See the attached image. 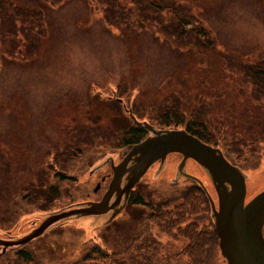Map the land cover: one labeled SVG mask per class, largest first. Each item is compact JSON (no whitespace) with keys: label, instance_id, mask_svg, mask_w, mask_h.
Returning <instances> with one entry per match:
<instances>
[{"label":"rangeland","instance_id":"374dc122","mask_svg":"<svg viewBox=\"0 0 264 264\" xmlns=\"http://www.w3.org/2000/svg\"><path fill=\"white\" fill-rule=\"evenodd\" d=\"M263 70L264 0H0V239L102 201L112 163L129 152L113 150L133 124L125 105L160 129L201 123L208 145L228 140L246 158L261 155L245 171L249 202L264 192ZM101 146L100 159L74 163ZM191 182L217 204L203 167L169 153L126 204L59 221L0 264H14L23 247L36 260L28 264H188L178 257L187 243L147 226L150 209L132 200L174 197Z\"/></svg>","mask_w":264,"mask_h":264},{"label":"water","instance_id":"95a60500","mask_svg":"<svg viewBox=\"0 0 264 264\" xmlns=\"http://www.w3.org/2000/svg\"><path fill=\"white\" fill-rule=\"evenodd\" d=\"M131 118L139 128H145L154 136L132 147L118 165L112 163L113 179L101 202L87 203L85 206L49 216L31 234L15 241L0 239L2 252L10 247L22 246L41 236L53 224L70 217L100 216L112 211L115 204L110 201L115 194L126 193L125 203L131 188L137 184L148 168L155 162L165 161L172 152L181 153L184 161L191 158L209 174L218 195V209L208 194L213 211V219L219 236V249L227 264H264V192L249 203L246 199V180L243 173L232 166L221 150L206 145L186 131L157 132L147 123H140L132 113ZM133 161V165L128 164ZM128 184L121 187L126 173ZM202 186L203 184L199 182ZM100 189V184L95 192ZM120 211V210H118ZM118 211L112 214L116 216ZM111 218V219H112Z\"/></svg>","mask_w":264,"mask_h":264},{"label":"trees","instance_id":"16d2710c","mask_svg":"<svg viewBox=\"0 0 264 264\" xmlns=\"http://www.w3.org/2000/svg\"><path fill=\"white\" fill-rule=\"evenodd\" d=\"M260 74H264V70L256 72V75L260 76ZM166 121L165 125H172ZM180 122H184V120ZM195 123H186L184 126L189 133L197 136L202 141H210L209 137L204 133L206 128L203 127V124ZM200 127L205 130L199 129ZM146 133V130L131 124L127 133L122 136L121 146L114 147L113 150L119 149V152L121 149L123 151L130 150L135 144L140 143L145 138ZM219 145L222 147L224 156L243 171H246L247 167L253 170L258 168L261 155L255 154L246 158L238 153L234 144H231L228 140H223L221 143L216 142L215 146L219 147ZM102 147H96V150H90L80 155L76 154V157H73L74 163L78 160L81 164H87L91 159H100L107 152V148ZM62 178L64 179L63 176ZM65 179L69 181L72 178L66 177ZM133 204L144 205L150 209L151 212L144 219L147 221V226H149L150 222H153L163 234L174 240L181 239L187 243L183 251L178 253V257H186L188 264H220L222 256L219 249V237L212 219L211 203L207 193L199 184L191 182V184L181 188L178 195L174 197L167 195L157 202L145 203L144 199L139 196L132 200ZM136 211L139 212L138 209ZM145 232L148 231L146 230ZM93 251L103 257L107 256V253L99 247L95 246ZM13 252L17 258L14 264H21V261L27 264L28 262L36 261L32 251L26 247L19 248ZM89 257L88 252L78 262L84 263ZM36 264H40V261H37Z\"/></svg>","mask_w":264,"mask_h":264},{"label":"flooded vegetation","instance_id":"af4514ba","mask_svg":"<svg viewBox=\"0 0 264 264\" xmlns=\"http://www.w3.org/2000/svg\"><path fill=\"white\" fill-rule=\"evenodd\" d=\"M152 125H154V124H152ZM157 129H160L161 127H158V126H156V125H154ZM161 130H165L164 128L163 129H161ZM172 131V130H171ZM147 136H149V134H146ZM134 163L133 162H131L130 164H129V167H131L132 165H133ZM130 176V178H129V180L132 178V175L130 174V172L129 173H127L125 176H124V179H123V186H125V185H127L128 184V182L129 181H127V178ZM133 191H134V187L131 189V191H130V195H129V200H130V198L132 197V193H133ZM125 195H126V193H119L118 195H114L113 197H112V199H111V203H114V202H124V199H125ZM90 201H92V200H90ZM97 201H99V200H97ZM93 202H95V201H93ZM263 235H264V230H263Z\"/></svg>","mask_w":264,"mask_h":264}]
</instances>
